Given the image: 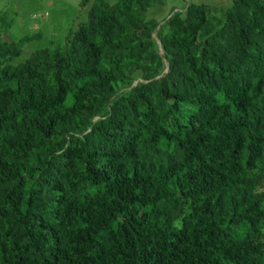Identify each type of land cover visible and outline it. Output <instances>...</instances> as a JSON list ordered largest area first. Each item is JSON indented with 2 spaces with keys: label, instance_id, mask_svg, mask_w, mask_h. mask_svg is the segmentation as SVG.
Listing matches in <instances>:
<instances>
[{
  "label": "trees",
  "instance_id": "trees-1",
  "mask_svg": "<svg viewBox=\"0 0 264 264\" xmlns=\"http://www.w3.org/2000/svg\"><path fill=\"white\" fill-rule=\"evenodd\" d=\"M155 3L0 37V264H264V0Z\"/></svg>",
  "mask_w": 264,
  "mask_h": 264
},
{
  "label": "rangeland",
  "instance_id": "rangeland-1",
  "mask_svg": "<svg viewBox=\"0 0 264 264\" xmlns=\"http://www.w3.org/2000/svg\"><path fill=\"white\" fill-rule=\"evenodd\" d=\"M112 1V0H110ZM187 0H163L148 7L145 16L156 20L162 19L171 8L180 9ZM206 4L227 6L230 0H189ZM79 0H0V4L8 3L5 20L10 21L7 31L1 32L0 37L17 39L24 33L35 35L24 43L18 60H23L29 52L37 46L47 43V40H56L62 37L67 27L84 19L85 7H78ZM34 13V14H32ZM52 28V34L50 29Z\"/></svg>",
  "mask_w": 264,
  "mask_h": 264
},
{
  "label": "crops",
  "instance_id": "crops-1",
  "mask_svg": "<svg viewBox=\"0 0 264 264\" xmlns=\"http://www.w3.org/2000/svg\"><path fill=\"white\" fill-rule=\"evenodd\" d=\"M8 6V3H3V4H0V10H4L5 11V13H6V7ZM32 14H34V13H32Z\"/></svg>",
  "mask_w": 264,
  "mask_h": 264
},
{
  "label": "water",
  "instance_id": "water-1",
  "mask_svg": "<svg viewBox=\"0 0 264 264\" xmlns=\"http://www.w3.org/2000/svg\"><path fill=\"white\" fill-rule=\"evenodd\" d=\"M157 40V49H158V51L161 53V47H160V45H159V40L158 39H156ZM166 63V66H165V69H166V67H167V62H165ZM165 69L163 70V71H165ZM162 72V71H161ZM135 80H133V82H134Z\"/></svg>",
  "mask_w": 264,
  "mask_h": 264
}]
</instances>
